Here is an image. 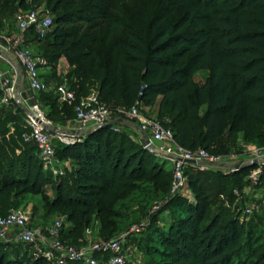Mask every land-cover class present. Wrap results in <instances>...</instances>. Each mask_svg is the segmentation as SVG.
<instances>
[{
    "label": "trees",
    "instance_id": "16d2710c",
    "mask_svg": "<svg viewBox=\"0 0 264 264\" xmlns=\"http://www.w3.org/2000/svg\"><path fill=\"white\" fill-rule=\"evenodd\" d=\"M30 1L0 0V24L9 23L17 10H33L44 2L53 16V29L35 43L50 68L49 82L58 83L63 75L73 78L69 84L80 99L89 93L92 76L98 81L100 100L108 107L119 102L124 112L136 103L152 107L160 98V108L171 114L161 126L172 131L185 151L227 155L229 142L238 134L264 147V0H159L161 16L134 26L99 9L98 17L107 20L102 29L104 43L110 44L105 54L96 48L93 26L75 37L66 28L94 21L87 10H74L75 0ZM198 73H205L202 81H195ZM37 99L55 112L60 103L67 118L74 119V105L60 102L53 92ZM24 120L20 107L0 109V216L19 209L26 196L40 194L49 174L34 144L22 139L27 132ZM109 127L86 132L71 144L55 145L56 158L75 165L73 180L60 179L54 199H45L43 209L67 222L60 233L66 245L84 246L85 232L95 220L102 240L112 239L119 230L116 219L121 213L115 207L121 195L153 190L167 197L170 174L150 172L155 162L149 150ZM259 168V179L251 184L247 177ZM185 177L194 201L170 195L159 212L173 215L168 229L153 226L171 257L165 264H264V250L252 246L239 215L226 221L219 214L209 217L210 198L199 173L186 170ZM218 179L223 189L230 184L241 190L260 189L264 164H243ZM0 264H12L1 243Z\"/></svg>",
    "mask_w": 264,
    "mask_h": 264
},
{
    "label": "rangeland",
    "instance_id": "374dc122",
    "mask_svg": "<svg viewBox=\"0 0 264 264\" xmlns=\"http://www.w3.org/2000/svg\"><path fill=\"white\" fill-rule=\"evenodd\" d=\"M26 2L29 3L31 1L26 0ZM75 3L76 8L74 10H87V17L93 16L94 21L91 24L76 22L72 25H67L66 28L74 32L73 35L75 37L82 36L84 32H87L93 26L91 30L98 33L96 48L101 54L106 53L110 44H105L103 40L104 30L102 29L105 28L107 20L98 17L99 9H107V15L113 20H122L132 26L138 25L144 18L151 20L153 17L158 18L161 16V13L158 12L159 0H75ZM44 6V2H40L39 5L33 6V9ZM179 13L178 11L177 14ZM9 27L10 24L8 22L0 24V29L3 31H7ZM48 72H50L48 68L40 69V75L46 82L49 80L45 76ZM204 78L205 73H198L194 77L195 81H202ZM70 81L72 82L73 78L68 77V82ZM90 91L98 92V81L92 76L87 81V92ZM57 105L59 108L55 112L49 105L41 104L42 109L46 113L50 129H56L59 133L70 136L73 131L79 129V125L73 121V116L71 119L67 118L60 107V103H57ZM109 107L113 118V126L109 127L112 133L124 136L137 145H142L143 140H148V136L143 137L139 133L138 122L126 117V112L123 111L119 102H111ZM140 112L160 124L169 122L171 119L168 109L160 108L158 104L149 109H140ZM223 142L228 143L227 138ZM57 143L55 141V145ZM229 143V153L222 155L220 161L202 160L199 166L186 167L185 171L194 170L199 173L200 181L207 189L208 197L210 198L209 217L219 214L226 221L231 216L239 215L240 221L245 224L252 246L256 247V250L262 251L264 250V215L260 211L262 198L256 192L249 194V196L245 195L243 190L238 188V185L230 184L227 189H223L218 177L222 174H231L235 167L243 164L264 161V147L255 141L245 140L242 134H238L236 139ZM158 148V144L147 147L155 162V166L151 170L149 167L148 171L160 174L159 172L162 170V174H170V188L166 199H162L160 193L151 190L152 192L140 191L128 196L121 195L116 200L115 209L121 213V216L116 219L119 230L115 232L113 238H124V253L127 258V264H165L171 261L169 251L165 250V247L161 245L160 239L153 231V226L166 231L173 217L168 210L159 213L164 207L165 201L171 195L169 192L172 183V166L168 160L156 155L155 152ZM74 169L75 165L70 160L58 157L55 168L49 172L47 179L42 181L41 193L28 195L22 200L19 208L29 213L30 227L37 228L42 235H45L47 229L58 220H62L64 228L68 227L63 217H59L56 214H46L43 206L45 199H54L56 183L60 179L65 181L73 180ZM177 195L186 198L190 202L194 201L187 187H183ZM246 210H250V213H247ZM154 218H156L155 224L151 221ZM84 236L92 241H102L103 236L99 232L97 220L87 229ZM0 243L5 251V256L12 264H34L39 259L44 260L41 251L46 247L43 245L23 244L12 240L11 237H8L7 240H0Z\"/></svg>",
    "mask_w": 264,
    "mask_h": 264
},
{
    "label": "built area",
    "instance_id": "2783aa9c",
    "mask_svg": "<svg viewBox=\"0 0 264 264\" xmlns=\"http://www.w3.org/2000/svg\"><path fill=\"white\" fill-rule=\"evenodd\" d=\"M9 24L7 31L0 29V109L16 106L24 110L27 132L22 139L26 143L34 144L42 169L51 172L57 160L55 141L68 145L75 142L84 132L112 127V112L100 100L97 91H90L85 97L77 99L66 75L56 84L42 79L40 69L50 68L46 59L35 51V42L46 38L53 29V16L45 7L17 10ZM49 75L50 72L45 76ZM47 92H53L62 103L74 105L73 121L79 125V129L73 131L72 135L50 129L46 113L37 99L39 94ZM140 109L144 108L136 103L125 115L128 119L138 122L139 132L143 137L148 136L149 146L158 144L156 155L170 162L171 196L177 195L183 187H187V166H199L202 160H221L222 156H210L202 149L196 152L185 151L175 143L172 131L144 116ZM256 164L263 165L264 161H256ZM260 174V168L252 170L247 180L256 184ZM260 211L264 214V198ZM246 212L250 213V210ZM62 225V220L55 221L46 234L42 235L40 230L30 227L28 212L20 208L12 209L6 216H0V240L13 236L12 240L23 244L45 246L41 251L45 264H127L123 237L98 242L84 237V246H69L61 241Z\"/></svg>",
    "mask_w": 264,
    "mask_h": 264
},
{
    "label": "crops",
    "instance_id": "0c3cea01",
    "mask_svg": "<svg viewBox=\"0 0 264 264\" xmlns=\"http://www.w3.org/2000/svg\"><path fill=\"white\" fill-rule=\"evenodd\" d=\"M159 103H160V98L157 99V101H156L155 104H158V105H159ZM153 106H154V105H153ZM153 106H152V107H153ZM149 108H151V107H149ZM149 108H145V109H149ZM139 133H140V132H139ZM254 192H256L257 195H258L260 198H262V200H263V198H264V186L261 187L260 189L252 188V187H250V188H244V189H243V193H244L245 195H247V196H249V194H252V193H254ZM261 202H262V201H261ZM10 237H11V239H12L13 236H10Z\"/></svg>",
    "mask_w": 264,
    "mask_h": 264
},
{
    "label": "water",
    "instance_id": "95a60500",
    "mask_svg": "<svg viewBox=\"0 0 264 264\" xmlns=\"http://www.w3.org/2000/svg\"><path fill=\"white\" fill-rule=\"evenodd\" d=\"M142 145H143V147L147 148L149 146V141L143 140Z\"/></svg>",
    "mask_w": 264,
    "mask_h": 264
}]
</instances>
